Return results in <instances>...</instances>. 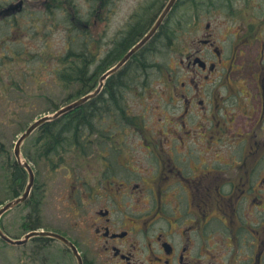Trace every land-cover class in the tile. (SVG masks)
Wrapping results in <instances>:
<instances>
[{
    "label": "flooded vegetation",
    "instance_id": "1",
    "mask_svg": "<svg viewBox=\"0 0 264 264\" xmlns=\"http://www.w3.org/2000/svg\"><path fill=\"white\" fill-rule=\"evenodd\" d=\"M169 1L150 0L157 4L149 8L153 13L132 16L124 33L113 40L107 57L111 67L155 28ZM205 1L188 0L194 14L190 39L167 75L158 60L164 43L171 49L179 44L178 19L174 20L178 29L173 24L168 32L165 26L180 0L146 44L106 81L104 89L112 78L126 81L138 60H143L145 70L151 64L150 70L160 75L150 79L149 70L138 75L136 83L142 78L151 84L157 80L165 89L156 109L122 111L132 122L118 133L121 138L106 141L109 147L97 152L93 180L62 167L67 219L44 216L50 209L37 191V182L44 177L42 185L52 186V166L48 160L41 171L42 164H36V140L30 156L22 147L35 183L22 204L29 205L22 218L23 234L15 239L38 231L67 240L37 235L17 246L33 244L30 264H264V0L256 2L260 9L253 25L235 11L237 0H224L225 21L218 27L210 21L203 24L206 13L217 12L211 8L204 12ZM22 2L0 0L6 5L0 9V29L14 28L15 20H6L16 15L11 14L14 4ZM99 9L104 8L99 5ZM253 44L256 53L245 48ZM118 46L125 51L118 53ZM245 68L254 71L247 74ZM164 100L173 107L163 108ZM147 128L155 132L150 141L143 138ZM0 153L10 202L26 192L29 174L15 148L14 162L8 161L12 157L4 147ZM59 221L61 225H56Z\"/></svg>",
    "mask_w": 264,
    "mask_h": 264
},
{
    "label": "rangeland",
    "instance_id": "2",
    "mask_svg": "<svg viewBox=\"0 0 264 264\" xmlns=\"http://www.w3.org/2000/svg\"><path fill=\"white\" fill-rule=\"evenodd\" d=\"M110 1L23 0L22 5L20 3L14 4L16 9L11 14L15 13L16 15L6 20V23H9V20H15L14 28L5 26L0 29V149L4 147L8 151V155L12 157L8 161L14 162L15 143L23 131L42 116L54 113L50 110L53 102L55 104L59 103L58 105L64 107L76 100V98H73L66 102L69 95L76 92V87L71 90H64L53 74L52 70H55L59 66L58 57L73 51L78 52L80 50L79 45L84 47L86 44L89 58L91 59L88 65L91 67L92 77L93 72L99 74L101 69H103L101 73L103 75L106 68H111L107 57L109 58V53L112 50L113 40L124 33L127 23L132 20V16L134 14L146 15L143 11H148V14L153 13L150 12V6L157 7V4L150 3V0H116V3ZM208 1H205L208 4H204L201 7L203 8L202 10L206 12L211 8V10L217 12L206 13L202 21L203 24L210 21L216 27L221 26L225 21L224 12L221 11V9L224 10L222 6L224 0ZM237 1L238 3L234 4L235 11L242 13L243 16L246 15V20L251 25L256 23V12L260 9V7L256 8V2L260 0ZM99 5L104 8L103 11L99 9ZM158 5L159 9L160 4ZM5 6L0 5V9ZM20 6L21 12L17 14ZM115 6V10L111 11ZM192 10L188 4V0H180L177 11L166 22L165 28L168 32L172 29L173 24L178 29L174 20L178 19L180 25V33L178 34L179 44L176 45L175 43L173 49H171L167 43H164L158 60L168 70L169 65L172 67L175 65L178 52L183 51L187 39H190L189 23L194 15ZM69 16L73 22L75 21L76 26L72 27L71 24L69 26L66 24V22L69 24L67 20ZM85 25H88L89 28H86ZM245 48H250L256 53V44H253V47ZM17 52H19L20 57L14 60L13 56ZM36 54H40L41 57H39L37 62L32 63L37 58ZM47 54L49 57L48 61L46 60ZM152 60L154 59L152 58ZM32 66L34 67L30 69ZM244 71L247 74H252L254 68H245ZM24 72L27 74V78ZM101 74L100 77L102 76ZM159 75L160 72L154 69L149 71L150 79ZM14 83L19 84L21 89H12L11 84ZM135 89V92H131L126 96L127 104L130 108L141 111L146 108L156 109L160 103V93L165 88H163L160 81L154 80L152 88L145 93L140 92L138 85H136ZM162 103L163 108L173 107V103L168 104L165 100ZM151 113L153 111L150 112L149 118H151ZM164 113L172 115L168 110H165ZM156 125L157 122L154 126ZM37 134L38 132H35L24 142V150L30 151V146L37 139ZM152 135H155L152 129L147 128L143 131L144 140L150 141ZM118 138H121V134ZM138 143L134 144L137 145ZM126 159H128V156H125L124 161ZM94 164L92 163L91 166L86 164L87 166L83 173L84 180L94 179ZM64 173L65 170H59L57 173H54L51 182L52 186L50 185L48 188L42 185L44 177H39V182H37V191L41 194L46 208L50 209V211H44V216L47 218L53 216L54 221L67 219L62 205L61 178L64 176ZM100 176L104 178L103 172L100 173ZM5 180L6 176L1 171L0 159V208L9 202V198L11 197V193L7 191V187L3 183ZM90 183L93 184L92 182ZM5 200L6 202L4 203ZM28 206L22 205L13 209L1 220L2 227L13 238L21 237L23 234L21 225L24 221L22 218L26 217L29 212ZM56 223H58L56 225H61L62 222ZM32 245V243H29L26 246L14 247L6 245L0 240V264H30L28 260ZM20 261L22 262L19 263Z\"/></svg>",
    "mask_w": 264,
    "mask_h": 264
},
{
    "label": "trees",
    "instance_id": "3",
    "mask_svg": "<svg viewBox=\"0 0 264 264\" xmlns=\"http://www.w3.org/2000/svg\"><path fill=\"white\" fill-rule=\"evenodd\" d=\"M203 4L201 2L200 6ZM67 20L69 21V24L66 22L68 26L70 24L72 27L76 26L70 16L67 17ZM137 35V31L136 34L133 32L131 41L136 39ZM120 46L117 47L118 53L125 51ZM79 47L78 52L73 51L59 56V66L52 70L64 90H71L76 87V92L69 95L66 102L91 93L98 85L100 74L103 71L101 69L99 74L93 72L92 77L91 67L88 65L91 59L89 58L87 45L85 44L84 47L79 45ZM36 56L37 58L35 57L36 59L32 63L37 62L41 57L40 54H36ZM19 57L20 54L17 52L13 59H19ZM48 59L47 54L46 60L48 61ZM138 61L136 67L128 74L126 81L124 79L122 82L117 81L115 78L110 79L104 91L97 98L53 122L44 124L37 131L36 148L39 157H37L36 164L38 167L42 164L41 171H44L48 160L47 165L52 166L53 173H57L62 167H68L69 170L76 171L78 165L84 162H93L99 150L108 148V144H105L106 141L118 138V133L125 130L128 122H132L130 116L122 112L131 109L127 104L125 95L135 92L136 85H138L141 93H145L152 88V84L145 82L143 78L141 82L136 83L138 75L151 69V64L147 65L148 67L145 70L146 62L143 60ZM33 67H30V69ZM108 69L109 67L104 71L106 72ZM162 69L165 74L168 72V68L162 66ZM24 74L27 78V74L25 72ZM11 87L12 89H21V86L17 83L11 84ZM58 104L53 102L50 110L53 112L59 110L62 105ZM25 153L30 156L27 150H25ZM23 184L24 180L20 186L21 188Z\"/></svg>",
    "mask_w": 264,
    "mask_h": 264
},
{
    "label": "water",
    "instance_id": "4",
    "mask_svg": "<svg viewBox=\"0 0 264 264\" xmlns=\"http://www.w3.org/2000/svg\"><path fill=\"white\" fill-rule=\"evenodd\" d=\"M176 1H177V0H171V1H170V3H169L168 6L166 7L164 13L162 14L160 20L158 21L156 27L152 30V32H151V33H150V34H149V35H148L143 41H141L136 47H134V48H133V49H132V50H131V51H130L125 57H124V59H123L118 65H117V67H115V68L109 70L107 73H105V74L103 75V77H102L101 80H100V85H99L98 89H97L94 93H92V94H90V95H88V96H86V97H84V98H82V99H80V100H78V101H76V102H74V103H72V104L66 106V107H63L62 109H60L59 111H57V112L54 113V114L45 115V116H43V117L37 119V120H36L35 122H33V123L29 126V128H28V129H27V130L21 135V137L19 138V140H18V142H17V144H16V156H17L18 159L20 160V163H21V164H22V165L28 170L29 175H30V182H29V185H28L27 190H26V192H25V194H24L23 197L17 199V200L14 201V202H11V203L7 204L4 208H2V209L0 210V218L2 217L3 214H5L6 212H8L9 210H12L13 208H15V207L18 206L19 204L25 202V201L28 199V197H29V195H30V192H31V189H32V187H33V185H34V182H35V175H34V172H33L32 168L29 166L28 163H26V162H22V161H21V146H22V144L24 143V141H25L27 138H29L30 135H31L34 131H36L39 127H41L43 124H46V123L53 122V121L57 120L58 118L62 117L63 115H65V114H67V113H69V112H71V111H73V110L79 108V107L82 106L84 103H86L88 100H90V99L96 97V96L101 92L105 80H106L108 77H110L111 75H113L118 69H120V68H121V67H122V66H123V65H124L129 59H130V58H131V56H132L135 52H137L142 46H144V44H146V42H147V41L153 36V34L156 32V30L158 29V27L160 26V24L162 23V21L165 19L166 15L170 12L171 8H172L173 5L176 3ZM34 235H42V236L51 235L52 237H55V238L60 239V240H62V241H64V242L67 243V241H66L64 238H62L61 236H59V235H55V234H50V233H47V234H46V233H34V234H31V235L26 236L25 240H13L12 238L8 237V236L3 232L2 228L0 227V237H1L2 239H4L5 241H7V242H9V243H11V244H14V245H23V244L27 243V241H28L31 237H33Z\"/></svg>",
    "mask_w": 264,
    "mask_h": 264
}]
</instances>
